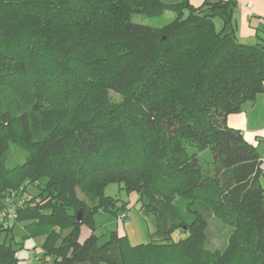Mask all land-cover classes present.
I'll use <instances>...</instances> for the list:
<instances>
[{
  "label": "trees",
  "instance_id": "1",
  "mask_svg": "<svg viewBox=\"0 0 264 264\" xmlns=\"http://www.w3.org/2000/svg\"><path fill=\"white\" fill-rule=\"evenodd\" d=\"M235 4L0 0V198L22 188L17 223L27 216L33 234L46 233L44 257L264 264L262 158L227 123L264 92V44L238 38ZM166 12L174 17L161 27L133 20ZM11 144L28 155L9 167ZM111 182L155 216L150 242L133 245L112 230L99 243L96 213L118 214L130 202L105 195ZM30 184L40 190L29 198ZM177 197L195 214L191 223L179 217ZM212 218L231 228L222 249L205 243ZM83 225L91 234L81 242ZM0 264H20L19 251L0 242Z\"/></svg>",
  "mask_w": 264,
  "mask_h": 264
},
{
  "label": "rangeland",
  "instance_id": "2",
  "mask_svg": "<svg viewBox=\"0 0 264 264\" xmlns=\"http://www.w3.org/2000/svg\"><path fill=\"white\" fill-rule=\"evenodd\" d=\"M173 13L166 12L162 16L149 17L144 15H135L133 20L138 23L149 24L155 27H161L173 19ZM218 29H221L223 22L221 18L215 19ZM247 106V103L244 107ZM27 150L17 144H11L7 154L6 164L9 167L23 163L27 158ZM39 187L34 184L28 185L26 196L32 197L39 192ZM105 195L119 198V205L124 201L131 200L132 196L126 192L123 185L118 182H111L105 188ZM174 205L179 217L188 223L195 220V214L187 209V201L182 197H177ZM126 214L124 220L119 221L118 216ZM95 226L99 235V243H103L110 238L112 230H118L120 234L127 235L133 245L147 243L152 240V234L157 228L155 216L143 211L140 204L130 209L118 210V214L109 211L98 212L95 215ZM35 226L32 219L24 216L20 222L13 224L11 229L0 230V242L11 244L19 251L20 264H29L34 259H43L36 264H54V257H44L43 245L46 241V233L33 234ZM230 226L223 223L218 218H212L206 231V246L210 249H222L225 247L230 232ZM66 232V231H65ZM91 234V229L83 225L80 233V241L84 242ZM184 235L178 231L176 236Z\"/></svg>",
  "mask_w": 264,
  "mask_h": 264
},
{
  "label": "crops",
  "instance_id": "3",
  "mask_svg": "<svg viewBox=\"0 0 264 264\" xmlns=\"http://www.w3.org/2000/svg\"><path fill=\"white\" fill-rule=\"evenodd\" d=\"M215 1L218 0H190L195 7ZM235 2L233 22L237 28L238 38L249 44H264V0H235ZM215 24L218 28L216 21ZM227 123L242 130L245 138L258 146L260 157H264V92L258 94L253 101L247 102V106L243 107L242 111L230 114ZM261 183L264 186V176L261 178ZM130 195L132 198L127 209L137 205L138 195L136 193Z\"/></svg>",
  "mask_w": 264,
  "mask_h": 264
},
{
  "label": "built area",
  "instance_id": "4",
  "mask_svg": "<svg viewBox=\"0 0 264 264\" xmlns=\"http://www.w3.org/2000/svg\"><path fill=\"white\" fill-rule=\"evenodd\" d=\"M261 169L264 172V157L261 159ZM22 188L19 190H10L0 198V227L9 229L17 222L19 217V208L24 206ZM126 214L118 216V220H124Z\"/></svg>",
  "mask_w": 264,
  "mask_h": 264
},
{
  "label": "water",
  "instance_id": "5",
  "mask_svg": "<svg viewBox=\"0 0 264 264\" xmlns=\"http://www.w3.org/2000/svg\"><path fill=\"white\" fill-rule=\"evenodd\" d=\"M78 219L82 220V211H79Z\"/></svg>",
  "mask_w": 264,
  "mask_h": 264
}]
</instances>
